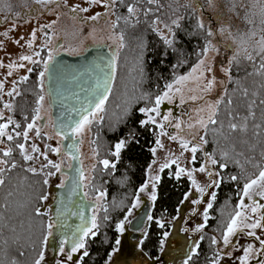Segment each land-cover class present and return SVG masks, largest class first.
Returning <instances> with one entry per match:
<instances>
[{"label": "snow or ice", "instance_id": "6c2138e0", "mask_svg": "<svg viewBox=\"0 0 264 264\" xmlns=\"http://www.w3.org/2000/svg\"><path fill=\"white\" fill-rule=\"evenodd\" d=\"M38 4H48L56 2V0H35ZM86 3L89 5H102L104 8L108 9L112 15L116 16V20L112 21L110 27L112 32L109 34V40L113 43L117 44V47L113 50L111 60L109 61V66L112 69V77L110 79H105L103 85L97 84L96 88L94 89L93 98L82 103V107L76 110L75 115L78 116V119H72L67 121L66 123L62 124L59 130L56 131V134L60 136L61 141L68 140L69 143L66 145L68 151L65 155H68L70 159L77 160L79 158V144L83 143L82 137L86 132H92L93 126L99 128V126L103 125L104 123V113L106 112V103L108 101L109 95L111 94V82L112 79L115 78V72L117 69V64L120 57V52L129 46V39L135 40L136 47L138 49L137 53V60H138V74L141 77V81H143L144 77V69H143V57L145 51L147 50V43L145 38L142 35H133L132 37L127 36V29H135L139 24L142 22L147 25V28L150 29L153 33H155L159 39L162 41L165 49L161 53L162 56H167L169 54H176L178 57L183 55V52L178 47L179 36L178 32L185 30L184 25H182V21L189 19L188 16L179 14L178 8H174L171 4L165 5L162 3V0H131V2H127L126 0H85ZM209 4L212 3V0H208ZM179 3V0H177ZM120 5L126 8V15L117 14L116 6ZM229 11L235 12L237 7L239 6L236 3V0H228ZM151 6V7H148ZM65 7H69L70 12L76 13L79 12H88L90 9L88 7H81L79 4L74 6H69L65 3ZM182 7L189 8L190 5H182ZM244 7H247L246 5ZM252 8H259V22L257 24L256 20L253 18L257 15L256 12H248L246 11L244 14V22L249 25L246 31H237L232 32L230 30V26L221 24L219 25L216 31L213 30L211 25H205L202 18L197 17L194 28L190 35H202L204 39L203 47L199 50H194L195 54L197 55V62L192 67L191 72L188 75H177L173 82H167L164 85V90L156 94L153 98L152 93L147 91H141L139 96L136 97L137 101H144L147 106L140 107L137 111L142 114L145 119H141L138 121L140 127L147 128L149 125H153L156 128L160 129L159 136H168L170 140L178 141L180 148L182 149L181 156L174 157L168 159L165 163L159 165L158 172L162 173L165 169L171 168L172 165H176V171L174 172V177L179 180L181 176H187L188 180L191 182L192 188L195 190L196 193L199 194L200 198L193 199L191 203L193 205H199L203 202V196L205 194L210 195V202L207 203L206 208L203 211V218H204V225H198L195 228L196 232H202L203 227L206 226L207 221L209 219V210L213 207V201L216 200V192L213 191L211 193L207 192L208 188H218L222 183L224 177L221 175V172L217 171L214 172L211 170L206 164L200 166L198 168L186 169L180 166V159L183 155L184 151L191 153V163H195L197 160V152L201 151L202 145L208 143L204 136L200 137V142L193 146H189L191 141L184 139L182 136L179 135H171L165 131V123L172 124L170 120L171 113L168 115L163 116L164 123H161L157 120V117L160 116V108L161 105L165 102L173 103L174 98L179 95V103L183 105L185 101V97L183 94V88L190 79L195 75L197 80L205 79L206 72H212V66L206 63L207 55L209 52H216L219 54L220 49L213 43V39L216 36L224 37L225 39H230L232 44L236 45V48L233 49V54L228 60V67L224 68L223 71L225 75L228 77L229 83H236L238 85V91L241 95L246 99L247 104V115L241 116L239 113L235 112L230 106L233 104L232 99L227 100V107L225 108V118L227 120L225 132V124L223 121H218L216 118L218 116V109L220 104L224 101V97L217 99L214 103L208 104V118L207 120L200 119L198 124L201 128L205 130L207 133L208 125H219L217 129H213L214 132H217L220 136H222L231 146V151L222 150L220 152L219 159H217L212 154H205L207 161L210 162L212 166L219 165L221 170L227 169L228 162L231 161L236 166L240 168V172L242 175L245 176V183L243 184L242 189V197L240 199L239 204L237 205V209L234 214H230V219L226 225V230L222 234V242L225 247L232 243L231 238L236 236L238 232H244L249 237H254L257 241H259L260 249L256 250L254 246L250 243L247 247L243 248V255L239 258V264H250V258L256 257L257 264H264V239H261L260 236L257 235L256 230L261 229L264 231V204L257 203L253 201L252 205H245L244 198L253 199L254 196H259L261 200H264V98L259 99V103H257V97L264 93V0H252ZM165 8L170 9L171 14L165 12L166 19H162L159 13L163 11ZM195 15V13H192ZM239 15V13H236ZM19 14H17L18 16ZM100 13H97L94 16H91V20H98L100 17ZM107 15V13H105ZM153 17L151 20L148 17ZM143 17V21L141 20ZM121 23H123L124 27L121 28ZM50 27V26H49ZM120 29L119 32L116 30ZM95 29H93V33ZM7 35V33H4ZM92 35V34H90ZM211 38V39H210ZM23 39V37H21ZM36 39V32L33 31L31 33V40L28 41L27 47L32 48L33 43ZM93 39L95 36L93 35ZM19 43V41H16ZM62 47V45H61ZM231 48V45H228ZM36 56H40V52L35 53ZM21 61H27L29 63L38 64L40 61L33 60L32 56L24 55L20 57ZM54 61L53 53L50 51L48 53V58L43 62V70L39 73V88L40 94L37 95L36 99V108L34 109L35 115L32 118L30 123H27L26 129L21 132H16V137L23 138V141L27 142L29 140V132L35 129V136L37 138L41 137V128L36 127V121L41 120L42 116L40 115L41 109L44 106L45 102V95L44 93V79L45 74L51 71L50 65ZM186 61L179 60L178 64H174L172 67L176 68L181 66ZM242 63L247 64L252 68V71H246V77H254L259 78L258 80H254L255 87L253 89H249L246 86H240V82L238 80H233L232 76V68L236 67L239 69L242 66ZM0 67H3V64L0 63ZM17 64L15 62L8 65L10 69L8 75L12 74V70H15ZM19 67H24V64H20ZM29 72L32 71L31 68L28 69ZM199 74V75H196ZM28 80V76L21 77V82H26ZM216 83V78L213 76L210 80H207L206 84L204 85V91L210 92ZM0 91H3V84L0 83ZM13 93L15 96H20L21 93L15 87L12 91L6 93V95L13 97ZM227 90H225V96H227ZM191 100H196L197 97L192 96L190 97ZM203 99V97H200ZM3 107L8 109L9 111H13V104L12 103H4ZM256 108L261 109V122L256 123ZM204 108H201L200 111H204ZM131 114V108L126 107L124 109V116H128ZM3 114L0 113V119H3ZM124 117H121L123 119ZM25 120L28 117L25 115ZM238 121V122H237ZM250 121L253 123L251 124L250 129ZM15 125V128L19 129L21 125L13 120L11 117L8 118L7 123L0 124V138L6 137L8 141H13L14 136L9 134L7 129L9 125ZM179 132H183L184 129L182 128V122L177 121L173 125ZM53 129H56V122L52 121ZM196 125L189 124V129H194ZM251 131V136L249 135ZM51 139V137H48ZM195 138V137H193ZM99 139L98 132L94 136L92 140H90V144L93 145L92 151L94 157H99L100 152L98 150L99 146L97 145V140ZM0 143H3V140L0 139ZM139 141L136 139V134L129 133V136L123 139H119L114 145V150H109V154L115 157L116 162H111L109 159H100L98 163L102 165V171L116 169V163L119 162L121 153L125 149H127L132 144H138ZM156 147L149 149L152 155L155 157L157 149L163 148V144L159 137L155 140ZM260 147V162L256 161V158L251 153L256 151L257 146ZM63 146V145H62ZM15 148L19 149V153L22 156L25 162H30L38 159L39 157H43V160L46 163H43L38 170L36 167H27L25 171L32 173L33 175L43 174L46 178L43 180V185H49L48 177H52L57 173L62 172V163L54 162L48 158L47 152H41V149L35 144H31L30 152L25 147V143L17 142L15 144ZM48 151L60 155L61 147H51L48 145ZM13 149L11 147H6L3 150L2 155L4 158L12 157ZM33 154H38V156H34ZM153 164L156 163L155 160L152 162ZM0 165H4L8 171L17 167L16 163H11L10 167L8 159H0ZM246 165H251L252 168L257 169L258 172L253 174H247ZM5 168H0V186H3L5 180L3 179V172ZM45 169H54L55 171H47ZM79 172V178H72V187L69 188V192L74 191L76 188L80 187L82 184L84 177V173L82 168L77 170ZM95 172L96 169L93 168ZM149 176L148 182L144 183L139 188V193H148L149 199L154 204L157 200V186L161 181V177L159 174H152L151 165L148 169ZM204 173L210 180L206 186H202L196 179L195 173ZM240 179L239 175H232L230 180L236 182ZM150 186V191H149ZM66 181L61 180L59 184H57V188L65 189ZM93 190L98 192L99 194L95 197L96 204L93 207V215L90 220H85L83 214H80V219L84 221L81 223L76 230L72 233L71 237V247L70 250L65 251V245L69 243L68 238H61L60 239V246H59V254L66 258V261H72L73 256L79 253L82 249V255L79 257L80 261L83 260L84 257L89 256V252L87 251V241L89 238H95L101 228V223L98 222L96 213L102 209L105 215L102 217L103 221H107L109 216L107 215L108 207L106 204L101 203L106 198V192L100 190L95 185H92ZM85 196L88 193L84 194ZM191 193H186L183 197L184 201H187ZM48 195L43 194L39 197V200L46 201L48 200ZM140 197L137 194L135 197V201L132 204V208H137L140 205ZM248 211L251 212V216L248 215ZM35 215L40 216H47V212H42L40 207H36L34 209ZM260 213V215H257ZM195 214V209H193V213ZM132 215L131 209L128 211L127 216H125L124 220L118 222L115 226V231L117 233L123 234L125 231V223H131L128 220V216ZM255 217V218H253ZM51 219V218H50ZM147 219L151 221L153 217L148 215ZM157 225L163 228L165 225L160 220L156 221ZM64 227L63 223L60 225ZM54 225L53 223L49 222L44 226V236L43 240L41 241V250L39 251L38 255L34 258L33 264H43L45 261V251L48 244L49 237L53 235L52 229ZM187 231V229H184ZM15 231V229H13ZM169 233H164V239L160 241L161 250H163L164 241L168 238ZM145 239L147 238V232L144 233ZM200 240H203V236L200 237ZM7 244V241H4ZM144 240L140 241V244L143 245ZM211 243L216 245L218 243L215 237L212 238ZM121 244V240L117 238L115 240V247L113 248L112 253L109 254L108 260H111L112 255L119 251V245ZM200 244L197 242L190 250V253L185 259L184 264H189V261L192 259L193 256L197 255V249H199ZM35 251V249H33ZM19 255L21 257L25 256L24 251H20ZM227 255L230 256V253ZM0 264H3L0 261ZM9 264H18L16 259H11ZM56 264H63L62 261H57ZM213 264H220L219 253H217L216 258L213 260Z\"/></svg>", "mask_w": 264, "mask_h": 264}, {"label": "trees", "instance_id": "16d2710c", "mask_svg": "<svg viewBox=\"0 0 264 264\" xmlns=\"http://www.w3.org/2000/svg\"><path fill=\"white\" fill-rule=\"evenodd\" d=\"M131 2V0H126ZM225 2V1H224ZM165 5L171 4L174 8H178V13L189 17L182 21L184 29L178 32L179 41L178 47L183 52V55L178 57L176 54L162 56L161 53L167 51L159 37L147 28L145 23L139 24L135 29H127V36L130 38L133 35H142L147 43V50L143 57L144 77L138 74V60L136 41L129 39V46L120 52L115 78L112 85L111 94L106 103V112L103 114L105 119L103 125L97 128L93 126L91 132V140L97 134L99 157H95V164L90 173L89 183L86 184V193L88 197H95L99 193L93 190L92 185H95L100 190L106 192V198L101 201L108 207L107 215L109 219L103 221L105 215L102 209L97 212L98 222L101 223V228L95 238H89L87 241L88 257H84L82 264H105L108 261V256L112 253L115 247V240L119 238V233L115 231V226L118 222L124 220L125 216L135 201V197L139 188L145 183L147 178V168L153 161V155L149 149L155 147V140L158 138V129L149 125L147 128L140 127L138 121L145 119L137 109L147 106L144 101H137L141 91L152 93V96L161 93L164 90V85L167 82H173L177 75L187 73L191 67L197 62V55L194 50H199L203 47L204 39L202 35H190L192 32L196 18L198 17L197 8H195L188 0H162ZM226 6L229 8L228 0ZM239 3V0H236ZM190 5L189 8L182 5ZM151 7V6H148ZM116 10L125 15L126 8L120 5L116 6ZM165 12L171 14L170 9L165 8L159 15L162 19H166ZM195 13L193 15L192 13ZM237 12V11H236ZM153 17L149 16L151 20ZM143 17L141 20L143 21ZM257 24L259 19L255 18ZM122 28L124 27L123 23ZM205 25H207L205 23ZM249 25L245 24V30ZM179 60L186 61L181 66L173 68L174 64H178ZM32 71L28 73V80L19 84L20 96H16L13 100V111L11 118L21 125L19 129L12 124L13 141L6 143L13 149L12 157L4 158L0 150V157L8 159L10 167L11 163H16L17 167L8 171L5 166L3 179L5 183L0 186V261L3 264H9L11 259H16L18 264H33L34 258L41 250V241L43 240L44 226L50 222L49 211L47 216H36L34 209L42 208L44 201L39 200L43 194H48V185H43V180L46 178L43 174L33 175L25 171L30 166L29 162H25L19 153V149L15 148L17 142L24 143L22 136L16 137V132H23L26 129L27 123L32 121L35 115L37 95L40 94L39 88V73L41 72V64H33ZM246 71H252V68L247 64L242 63V66L237 69L232 68L233 80H238L240 86H246L250 90L255 87L254 80L259 78L246 77ZM225 90L228 95L225 96ZM224 101L220 104L223 108L227 107V100L232 99L233 104L230 106L235 112L241 116L247 115L246 99L238 91L236 83L226 82ZM264 98V93L258 96L259 99ZM131 108V114L124 116V109ZM256 123L261 122V109L256 108ZM222 114V112H221ZM25 115L28 117L24 119ZM121 117H124L121 119ZM218 121H223L225 124L224 131L226 132L227 120L225 112L221 116L216 117ZM238 122V121H237ZM250 123V129L252 121ZM219 125H208L207 133L203 136L208 141L202 145L201 151L197 152V160L194 164L196 168L203 165L207 158L205 154H212L219 159L222 150L231 151L230 144L213 129H217ZM135 133L138 144H132L127 149L122 151L119 162L116 163V169L101 170L102 165L98 163L100 159H109L111 162H116L115 157L109 154V150H114L113 145L119 140L129 136V133ZM251 136V131L249 133ZM93 148V145H92ZM260 147L256 148L254 153L256 161L260 162ZM216 172H221L224 177L220 187L215 188L216 200L213 201V207L209 210V219L202 232L198 234L197 242L200 244L197 249V255L193 256L189 264H213V260L219 253V258H222L224 252L219 249L218 243L213 245L211 240L213 237L218 242H222V234L226 230V225L230 219V214H234L237 205L242 197V189L245 181V176L241 174L240 168L231 161L228 162L227 169L221 170L219 165L214 166ZM247 174L258 172L251 165H246ZM45 172L51 169H45ZM175 169L172 166L167 168L160 174L161 181L157 186V200L153 204L150 215L153 217L149 221L147 238L145 236L143 245L140 244L142 251L150 258H156L160 251V241L164 239V233L168 232L171 222L177 217L178 207L183 200V197L190 190V181L188 178L181 176L179 180L174 177ZM232 175H239L240 179L236 182L230 180ZM14 210V211H13ZM31 220L36 222L35 227L30 226ZM160 220L164 223L161 228L156 221ZM15 229V231H13ZM203 236V240L200 237ZM7 241V244L4 243ZM47 247V246H46ZM35 249V251H33ZM20 251L25 252V256L19 255ZM46 251V248H44Z\"/></svg>", "mask_w": 264, "mask_h": 264}, {"label": "rangeland", "instance_id": "374dc122", "mask_svg": "<svg viewBox=\"0 0 264 264\" xmlns=\"http://www.w3.org/2000/svg\"><path fill=\"white\" fill-rule=\"evenodd\" d=\"M188 1L191 3V5L197 8L194 0ZM199 1H201L203 4V10L197 8L198 17L202 18L204 23L207 25L210 24L214 31H216L221 24L230 26V30L234 33L237 31H246V23L243 19L246 11L256 12L257 15L253 18L259 19V8L251 7L252 0H239V3H237L239 6L236 9L239 15L236 14V11H229V8L225 3L226 0H212L211 4H209L208 0ZM33 2L36 3L35 0H0V18L2 19V22H0V63L3 64V67H0V83L3 84V91H0V113H2L4 117L3 119H0V124L7 123V120L9 117H11L12 112L3 107L4 103L13 104L14 100L13 97L6 95V93L12 91L14 87L19 90L21 77L27 76L29 73L28 69L32 68L33 66V63L21 61V56L29 55L32 56L33 60L40 61L42 71L43 62L47 60L48 53L50 51L53 54L61 50L74 54L81 52L84 49L86 43L97 42H105L111 46H115V48L117 47V44L113 43L108 38L109 34L112 32L110 24L112 21L116 20V16L112 15L111 12H109L108 9L104 8L102 5H89L85 2V0H56V2L53 3L38 4V7L36 8V10H38L37 14L33 16L25 15L26 17L24 20H8L6 18L8 13H12L14 17H19V9L21 7L25 9L29 8ZM65 3H67L69 6L79 4L81 7H88L90 10L88 12H80L82 14V18L79 19L78 14L74 16L70 14L71 12L69 7H65ZM245 5L247 7H244ZM116 12L117 14H120L117 10ZM97 13L101 14L99 19L95 21L91 20L90 17L96 15ZM105 13H107V15H105ZM17 14L19 15L17 16ZM93 29H95L94 33ZM119 30L120 29H117L116 31L119 32ZM33 31L36 32V39L33 43V47L28 48L27 43L29 40H31V33ZM4 33H7V35H4ZM93 35L95 36V39H93ZM21 37H23V39H21ZM60 38L62 39V47L59 46L58 49H54L57 40ZM16 41H19V43H16ZM213 43L216 44V46L220 49L219 54L216 52H209L207 55L206 63L212 66L213 71L206 72L205 79L201 80H197L196 76L194 75L192 79L186 82L183 88V94L186 102L181 105L179 103V95H177L174 98L173 103L165 102L161 105L160 116L157 117L159 122L164 123L163 116L171 113L170 120L172 121V124L165 123V131L171 135H179L184 139L191 141V144L189 145L190 147L198 144L200 142V137L203 136L204 129L199 126L198 121L200 119L207 120L208 104L214 103L224 94L228 77L225 75L223 69L228 67V60L233 54V49L236 48V45L232 44L230 39H225L219 35L213 39ZM228 45H231V48H229ZM36 52H40V56H36ZM13 62L17 64V67L15 70H12V74L9 76L8 72L10 69L8 68V65ZM21 63L24 64V67H19ZM191 69L183 75H188L191 72ZM213 76L216 78V83L210 92H205L203 90L204 85L206 84L207 80H210ZM43 94L45 95V93ZM13 96L16 97L15 93H13ZM192 96L197 97V99L191 100L190 97ZM200 97H203V99H200ZM201 108H204L205 110L201 112ZM221 112L222 114L225 112V108H223L222 105L221 107L219 106L218 116L222 115ZM40 115L42 116V119L36 121V127L41 128V137L37 138L35 136V129L29 132V140L27 142L24 141L26 149H28L30 152L31 144L35 143L41 149V152H47L48 158L50 160L57 163L63 161L62 166L67 167L69 165L68 156L62 153H60V155H56L48 151V145H51V147L54 148L61 147V139L60 136L55 134L53 131L51 109L48 105L46 95L44 106L41 109ZM177 121L182 122V128L184 129L183 132H179L173 126ZM189 124L196 125V127L194 129H189ZM157 129L158 137L163 144V148L157 149L155 157L153 156V160H155L156 163L153 164L152 161L150 164L153 175H160L161 173L158 172L159 165L165 163L170 158L181 156L182 152L178 141L170 140L168 136H159L160 129ZM7 131L9 134L12 133V128L10 125ZM48 137H51V139ZM0 139L3 140V143H0V150L3 151L6 149V147H9V145L4 140H7L6 137ZM82 139L83 143L80 145V152L82 165L84 168V183L86 187V184L89 183L90 173L96 160L93 155L92 145L90 144L91 132H86ZM33 155L38 156V154ZM0 159L2 158L0 157ZM190 161L191 153L184 151L180 159V166L186 169L196 168ZM43 163H46V161L43 160V157H39L38 159L29 162L31 167H36L38 170ZM205 164L211 170L216 172L214 166H212L209 161H205L203 165ZM172 166L176 171V165ZM3 167L4 165H0V168ZM148 169L149 167L147 168V178L145 183L148 182ZM51 171L55 170L51 169ZM195 176L197 181L202 186H206L208 183H210L209 178L204 173L197 172L195 173ZM184 177L187 178V176ZM48 179L49 185L47 188V195L49 198L48 200L44 201L41 209L48 210L50 214V206L53 200V189L61 182V180L64 179V175L57 173L52 177H48ZM213 191H215V187L207 189L208 193ZM188 193H191V195L187 201H184L178 207L177 217L171 222L170 229L167 232L169 233L168 238L164 241L163 251L156 261L149 262L146 255L140 251V239L135 240L133 245H129L134 240H132V238L129 236L128 223L126 222L125 231L123 234H120L119 238L121 240L119 251L112 255L111 260L108 261L107 264H184V261L187 259L190 251L181 259H179V257L172 258L171 256V254L174 253V250L179 247L178 243H180L175 238V236L178 235L181 239L183 238L184 241L192 243L191 246L193 247L198 240L199 234V232L195 231V228L198 225H204L203 211L206 208L207 203L210 202V195L205 194L202 198L203 202L201 204L193 205L191 203L193 199L200 198L199 194L196 193L192 188L191 182ZM137 194L140 197V205L142 203V197L149 199L148 193H139L138 190ZM95 197L91 198L95 199ZM253 201L264 204V200H261L259 196H254L253 199L244 198L246 206L252 205ZM137 208L131 209L132 215L128 216V220L133 217ZM193 209H195V214H192ZM247 214L250 216L252 215L250 211H248ZM257 215H260V213H257ZM35 224L36 222L31 220L30 226L35 227ZM184 229H187V231ZM246 232L247 229H245L244 232H238L236 236L231 238L232 243L227 247L223 245V242H218L219 249L224 252V255H222V258L220 259V264H239V258L243 255V248L247 247L250 243L256 250L260 249L259 241H257L254 237L247 236L245 234ZM256 233L261 237V239H264V231L257 229ZM122 244H124V246H122ZM127 246H132V249L134 250V253L128 256H126ZM50 249V244L48 242L45 251V261L43 264H56L52 257L53 252ZM228 253H230V256L227 255ZM250 264H257V258L255 256L250 258Z\"/></svg>", "mask_w": 264, "mask_h": 264}, {"label": "water", "instance_id": "95a60500", "mask_svg": "<svg viewBox=\"0 0 264 264\" xmlns=\"http://www.w3.org/2000/svg\"><path fill=\"white\" fill-rule=\"evenodd\" d=\"M60 45L61 40L59 39L55 48ZM114 49L115 47L108 43L97 42L87 43L85 48L78 53L73 54L61 50L53 54L54 61L50 65L51 71L45 74L44 93L51 109V119L56 122L57 127L53 129L55 134L62 124L72 119H78L75 113L82 107L81 102H85L84 106H86V101L93 98L97 84L103 85L105 79L112 77L109 61ZM113 82L114 79H112L111 88ZM68 143V140H60L61 153L64 155L68 151L66 147ZM80 145L79 158L77 160L69 158V165L62 166L60 174L64 175L65 189H59L57 186L53 189L49 220L54 227L53 235L48 240L51 248H59L60 239L68 238L69 243L65 245V249L70 250L72 233L84 222L80 219V214H83L85 220H90L93 215L96 201L84 195L86 193L84 179L80 187L69 192V188L72 187V178H79L77 170L82 168L84 173ZM152 208V201L142 197L141 205L129 220L131 223H128L131 238L137 239L141 236L142 230L149 222L147 217ZM61 223L64 227L60 226Z\"/></svg>", "mask_w": 264, "mask_h": 264}, {"label": "flooded vegetation", "instance_id": "af4514ba", "mask_svg": "<svg viewBox=\"0 0 264 264\" xmlns=\"http://www.w3.org/2000/svg\"><path fill=\"white\" fill-rule=\"evenodd\" d=\"M195 1V3H196V5H197V8H200L201 10H203V4L201 3V1H199V0H194ZM38 7V3H34L33 2V4H31V6L29 7V8H27V9H25V8H23V7H21L20 9H19V11H20V15H19V17H14V15L12 14V13H8L7 14V16H6V18L9 20V19H11V20H24V18L26 17L25 15H28V16H33V15H35V14H37V11L38 10H36V8ZM70 14H72L73 16L74 15H76V14H78V18L79 19H81L82 18V14L78 11V13L76 12V13H70ZM0 22H2V19L0 18ZM87 22V21H86ZM59 40V39H58ZM60 40H61V45H62V39L60 38ZM87 44V43H86ZM86 44H85V46H86ZM56 45V44H55ZM60 45V46H61ZM85 46H84V48H85ZM111 46V45H110ZM115 47V46H114ZM59 48V47H58ZM58 48H55V46H54V49H58ZM58 52V51H57ZM56 53V52H55ZM96 215H97V213H96ZM148 227H149V222H148V224H147V226L142 230V234H141V236H139L137 239H133L132 238V240H134V241H132V243L131 244H129V245H133V242H135V240H138V239H140V241H141V239L144 237V233L148 230ZM128 230H129V228H128ZM129 236L131 237V231L129 230ZM119 238H120V233H119ZM140 241H139V248H140V251H142V249H141V247H140ZM193 242V241H192ZM197 243V242H196ZM122 246H124V244H122ZM51 248V247H50ZM133 247L132 246H127L126 247V256H128V255H131V254H133L134 253V250L132 249ZM58 249L59 248H51L50 250L53 252V260L55 261V263L57 262V261H62L63 262V264H82V261H80V259H79V257L82 255V252L84 251L83 249L79 252V253H77V254H75L74 256H73V260L72 261H66V258L65 257H63V256H61L60 254H59V251H58ZM65 251H67L66 249H65ZM88 251V250H87ZM162 251L163 250H161L160 251V253H159V255L156 257V258H150V257H148L143 251V253L146 255V257H147V260L149 261V262H151V261H156L159 257H160V255H161V253H162ZM57 254H59V255H57ZM57 255V256H56ZM171 256L173 257V258H175V255H174V253H172L171 254ZM186 256V255H185ZM58 257V258H57ZM84 259V258H83ZM178 259V258H177ZM109 261V260H108ZM108 261L105 263V264H107L108 263Z\"/></svg>", "mask_w": 264, "mask_h": 264}, {"label": "bare ground", "instance_id": "6f19581e", "mask_svg": "<svg viewBox=\"0 0 264 264\" xmlns=\"http://www.w3.org/2000/svg\"><path fill=\"white\" fill-rule=\"evenodd\" d=\"M175 238L180 242L179 247L174 250L175 257H179V259L183 258L185 255L188 254L190 251V248L192 247V243H189L188 241H184V239L180 238L178 235L175 236ZM173 258V257H172Z\"/></svg>", "mask_w": 264, "mask_h": 264}]
</instances>
